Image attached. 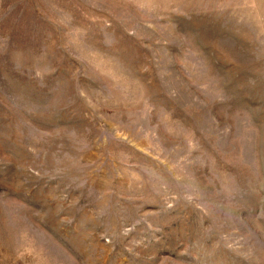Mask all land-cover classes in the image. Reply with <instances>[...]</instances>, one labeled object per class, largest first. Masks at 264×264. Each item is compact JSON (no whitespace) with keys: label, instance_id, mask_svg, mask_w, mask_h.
<instances>
[{"label":"rangeland","instance_id":"1","mask_svg":"<svg viewBox=\"0 0 264 264\" xmlns=\"http://www.w3.org/2000/svg\"><path fill=\"white\" fill-rule=\"evenodd\" d=\"M0 264H264V0H0Z\"/></svg>","mask_w":264,"mask_h":264}]
</instances>
